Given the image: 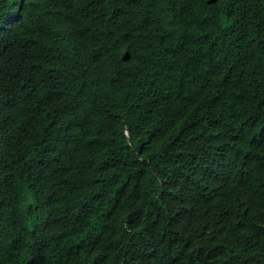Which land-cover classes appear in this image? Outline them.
Instances as JSON below:
<instances>
[{
    "label": "trees",
    "instance_id": "trees-1",
    "mask_svg": "<svg viewBox=\"0 0 264 264\" xmlns=\"http://www.w3.org/2000/svg\"><path fill=\"white\" fill-rule=\"evenodd\" d=\"M0 264H264V0H0Z\"/></svg>",
    "mask_w": 264,
    "mask_h": 264
}]
</instances>
